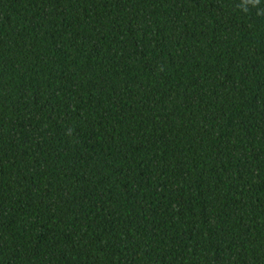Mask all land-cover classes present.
Listing matches in <instances>:
<instances>
[{"label":"trees","instance_id":"trees-1","mask_svg":"<svg viewBox=\"0 0 264 264\" xmlns=\"http://www.w3.org/2000/svg\"><path fill=\"white\" fill-rule=\"evenodd\" d=\"M0 264H264V0H0Z\"/></svg>","mask_w":264,"mask_h":264},{"label":"clouds","instance_id":"clouds-1","mask_svg":"<svg viewBox=\"0 0 264 264\" xmlns=\"http://www.w3.org/2000/svg\"><path fill=\"white\" fill-rule=\"evenodd\" d=\"M251 3L255 4L258 2V0H250Z\"/></svg>","mask_w":264,"mask_h":264}]
</instances>
